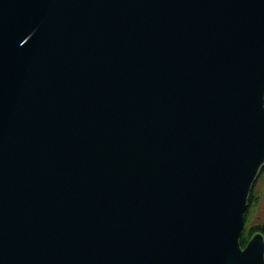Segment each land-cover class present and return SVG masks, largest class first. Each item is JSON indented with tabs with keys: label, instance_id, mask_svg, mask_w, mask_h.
Returning <instances> with one entry per match:
<instances>
[{
	"label": "water",
	"instance_id": "1",
	"mask_svg": "<svg viewBox=\"0 0 264 264\" xmlns=\"http://www.w3.org/2000/svg\"><path fill=\"white\" fill-rule=\"evenodd\" d=\"M264 0H0V264H264Z\"/></svg>",
	"mask_w": 264,
	"mask_h": 264
},
{
	"label": "rangeland",
	"instance_id": "2",
	"mask_svg": "<svg viewBox=\"0 0 264 264\" xmlns=\"http://www.w3.org/2000/svg\"><path fill=\"white\" fill-rule=\"evenodd\" d=\"M253 195L254 202L249 210L246 231H249L254 226H264V173L261 174L254 188Z\"/></svg>",
	"mask_w": 264,
	"mask_h": 264
},
{
	"label": "trees",
	"instance_id": "3",
	"mask_svg": "<svg viewBox=\"0 0 264 264\" xmlns=\"http://www.w3.org/2000/svg\"><path fill=\"white\" fill-rule=\"evenodd\" d=\"M264 173V169L262 171V174ZM254 202V195L253 193L251 194L250 197V201L249 203L252 204ZM248 215H249V211L247 212L245 218H246V222L248 220ZM258 234H262L264 235V226H254L253 228H251L249 231H246V229L244 230L242 236H241V246L242 249L245 250L246 247L248 246L249 242L253 239V237L255 235Z\"/></svg>",
	"mask_w": 264,
	"mask_h": 264
}]
</instances>
